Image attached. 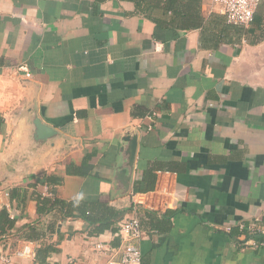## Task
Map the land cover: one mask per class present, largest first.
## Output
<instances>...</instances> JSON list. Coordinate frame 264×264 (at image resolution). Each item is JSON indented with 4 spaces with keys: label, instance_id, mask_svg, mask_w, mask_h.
I'll return each instance as SVG.
<instances>
[{
    "label": "crops",
    "instance_id": "1",
    "mask_svg": "<svg viewBox=\"0 0 264 264\" xmlns=\"http://www.w3.org/2000/svg\"><path fill=\"white\" fill-rule=\"evenodd\" d=\"M263 6L244 33L208 0L190 28L159 24L133 0H0V211L16 219L0 251L30 240L25 226L57 221L43 236H64L50 264H95L94 243L117 247L115 233L89 236L84 220L57 209L39 216L34 192L129 209L142 191L157 206L141 221L142 264H264L261 236L239 227L264 221ZM33 114L59 138L23 164ZM73 165L83 174H68ZM15 186L27 189L24 203Z\"/></svg>",
    "mask_w": 264,
    "mask_h": 264
},
{
    "label": "trees",
    "instance_id": "2",
    "mask_svg": "<svg viewBox=\"0 0 264 264\" xmlns=\"http://www.w3.org/2000/svg\"><path fill=\"white\" fill-rule=\"evenodd\" d=\"M139 12L146 13L150 18L157 23L163 24L165 22L176 23V25L185 26L187 28L194 27L201 18L199 8L201 0H133ZM264 5V4H262ZM264 7V6H263ZM162 10L163 14H168L170 20L159 18L155 16L156 11ZM256 14V12H255ZM255 18V16H254ZM260 24L259 17L257 18ZM242 32H247L242 28ZM67 173L73 175H82L83 171L80 167L73 165L67 167ZM44 184L57 185L61 183V178L51 174H44ZM35 178V177H34ZM142 187V186H141ZM140 187V188H141ZM26 192L22 186H15L11 188L10 195L22 203L26 200ZM37 201V212L39 216L46 215L55 209L62 214L61 219L67 218H81L87 223V233L89 236H100L106 231L116 232L118 230V223L124 218L127 213H130L132 207L129 209H119L110 205L108 202L98 200L76 199L66 201L58 196H45L39 192H34ZM156 210H149L140 208L138 210L141 221H144L145 216H151ZM175 211L167 210L165 214H173ZM143 214V215H142ZM16 219L10 216L7 207L0 211V239L5 236L11 229L14 228ZM38 223H40L38 221ZM24 234L27 239L36 242L35 248V262L39 264H50L49 257L54 253H60L61 249L58 246L64 236L59 237V242L46 241L44 235L48 231L50 233H58V222H49L43 227H38L37 224H29L25 226Z\"/></svg>",
    "mask_w": 264,
    "mask_h": 264
},
{
    "label": "built area",
    "instance_id": "3",
    "mask_svg": "<svg viewBox=\"0 0 264 264\" xmlns=\"http://www.w3.org/2000/svg\"><path fill=\"white\" fill-rule=\"evenodd\" d=\"M208 3L211 8L224 14L228 22L249 26L254 20L257 8L260 4H264V0H208ZM25 67L22 66L20 69H25ZM31 75L29 71L26 72L27 77ZM131 207V212L118 223V230L115 232L120 239L119 246H112L106 241L94 243L98 255L95 264H142V250L139 242L144 238L145 231L142 228L138 210L140 208L157 209L152 192H132ZM239 227L246 234L261 236L262 239L258 243L264 246V221L262 219L255 218L248 223L241 222ZM35 248V241L25 240L16 248L0 251V264H12L15 257L34 259ZM104 257L106 258L102 262ZM68 264H79V262L70 257Z\"/></svg>",
    "mask_w": 264,
    "mask_h": 264
},
{
    "label": "water",
    "instance_id": "4",
    "mask_svg": "<svg viewBox=\"0 0 264 264\" xmlns=\"http://www.w3.org/2000/svg\"><path fill=\"white\" fill-rule=\"evenodd\" d=\"M25 145L19 154V161L21 163L35 162L39 157L48 150L50 145L54 144L59 138L58 132L51 126L43 123V121L35 114L32 116H27L26 126H25ZM125 142L128 143L127 148L132 150V156L130 161L133 159L134 149H135V138L130 135L124 138ZM130 167V166H129ZM127 166L121 168L119 177L122 179L130 180L131 169ZM119 178V179H120ZM127 188H124V192Z\"/></svg>",
    "mask_w": 264,
    "mask_h": 264
},
{
    "label": "rangeland",
    "instance_id": "5",
    "mask_svg": "<svg viewBox=\"0 0 264 264\" xmlns=\"http://www.w3.org/2000/svg\"><path fill=\"white\" fill-rule=\"evenodd\" d=\"M18 159V158H17ZM18 161V160H17ZM19 163V162H18Z\"/></svg>",
    "mask_w": 264,
    "mask_h": 264
}]
</instances>
